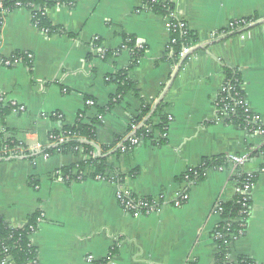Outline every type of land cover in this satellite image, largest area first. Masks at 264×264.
<instances>
[{
	"label": "crops",
	"instance_id": "crops-1",
	"mask_svg": "<svg viewBox=\"0 0 264 264\" xmlns=\"http://www.w3.org/2000/svg\"><path fill=\"white\" fill-rule=\"evenodd\" d=\"M172 2L175 17L195 37L196 51L179 69L166 54L167 19L145 10L141 0H75L73 6L52 8L47 18L59 31L49 35L34 25L25 9L3 17L0 108H8V113L0 119V139L24 147L45 144L51 133L75 125L80 116L91 122L96 109L106 108L117 93L109 78L132 62L130 50L123 48L125 38L136 39L144 50L128 73L137 93L126 94L101 116L92 156L125 139L142 103L152 109L162 98V114L168 117L164 136L153 133L126 161L109 160L133 196L161 202L159 211L147 216L124 212L116 199L117 187L96 181L91 169L84 170V180L63 176L84 159L82 152L44 159L33 151L0 159V216L17 229L31 215H40L29 238L38 264H89L87 257L94 264L112 248L117 252L110 264H213L212 234L221 223L214 206L235 196L228 171H207L189 188L186 202L175 206V201L185 188L181 176L203 159L241 155L247 145L260 143L256 136L217 122L215 102L224 70H235L248 107L264 125V0ZM240 19L257 22L243 40L210 39ZM18 56V63L4 65ZM86 100H93L95 108H86ZM158 123L153 117L152 125ZM263 170L264 157L243 167L259 176L250 194L244 235L231 245V262L244 256L264 264Z\"/></svg>",
	"mask_w": 264,
	"mask_h": 264
},
{
	"label": "trees",
	"instance_id": "trees-1",
	"mask_svg": "<svg viewBox=\"0 0 264 264\" xmlns=\"http://www.w3.org/2000/svg\"><path fill=\"white\" fill-rule=\"evenodd\" d=\"M141 2L145 10L156 16L169 18L170 14L173 12V5L162 2L161 0H155L154 2H152V0H141ZM1 3L3 9L7 13L19 9L20 7L27 11H31L35 8L36 10L32 12L33 23L40 31H47V34L49 35L56 33L59 30L51 26L47 18V11L56 7L73 6L75 0H2ZM2 18L3 16L0 12V24ZM246 21H250L252 26L243 30L244 32L257 26V22L253 19H246ZM185 32L186 34L183 36L179 29H172L170 31V38L175 41L174 44H171L169 50L171 55L170 62L177 64L178 69L182 68L187 61V56L180 58L181 49L184 46H195V37L187 26ZM224 39L213 40V42ZM124 40L123 48L130 50L133 59L126 70L109 78L110 82L116 83L118 90L110 99L107 107L104 109H96L94 119L88 124L82 120L81 116L78 118L75 125L63 126L59 131L51 133V135L56 138H60L64 135L66 139L62 142L56 141L53 146L44 148L41 152L42 156L48 158L55 155L77 154L80 150L84 159L81 160L80 163L63 171V176H69L72 181L77 180V177L80 178L79 181L84 180L83 173L86 169L92 170V178L98 176L105 178V180L113 179L118 183H122L124 180L123 175L118 173L114 164L109 160L111 159L115 162L127 160L132 152L127 139H117L113 146L101 148L102 153L99 156H92L95 149V129L99 124L97 116H102L107 111H110L115 105L119 104L120 100L126 94L132 93L136 95L137 93L136 85L128 78V73L136 66L137 61L142 57L144 50L139 48L141 44L136 39L125 38ZM195 51L196 48H193L191 54ZM224 80L227 89L229 90L226 94L222 95L224 102L219 105L220 114L222 106H227L229 109L234 108L233 113L227 111L229 120L225 121V123L227 125L235 126L239 130L254 136V132L257 130H263L264 126L259 127L248 123V119L251 117V111L245 105L246 98L242 90V82L239 74L235 70L225 69ZM161 101L162 98H160L156 107L152 109L145 103H142L138 115L132 119L133 123L142 122L143 124L134 132L135 136L140 139V142L151 141L153 139V133L155 132H158L161 137L166 133L168 117L162 114L163 106L161 105ZM7 113L8 108H0V119H4ZM153 117L159 118V123L154 126L152 125ZM258 138L260 139L258 145H247L246 147L248 162L264 155V136ZM164 140V138H161L160 142H164ZM111 149L114 150L112 151ZM108 153L110 154L106 156ZM75 167L76 172L73 174V169ZM219 168L228 171L231 181L236 183L240 192L235 194L230 202L224 203L218 200L214 206V211H217L218 208L220 209L218 216L221 219V223L212 234L213 238L218 236V238L214 239L216 253L213 259V264H256L252 259L244 256H239L235 262H231L229 260V254L233 241L244 235L246 220L251 207L250 194L257 181L259 173L245 175L242 173V166H229L227 156H217L203 159L197 167L187 170V172L181 176L180 182L183 181L185 183L186 186L184 189L188 192L191 186L204 179L207 171H217ZM245 183L251 185L249 195H246L242 190ZM143 199L151 209H156L161 206L159 200L151 198ZM242 212L245 214H242ZM239 219L243 220L239 222ZM40 220V215L36 213L27 219L26 224L22 228L15 229L12 228L2 216H0V263L7 261L9 264H31L37 261V250L31 245L29 238L35 232ZM116 252V248H112L105 259L95 262L94 264H110L109 262L111 258L116 255Z\"/></svg>",
	"mask_w": 264,
	"mask_h": 264
},
{
	"label": "built area",
	"instance_id": "built-area-1",
	"mask_svg": "<svg viewBox=\"0 0 264 264\" xmlns=\"http://www.w3.org/2000/svg\"><path fill=\"white\" fill-rule=\"evenodd\" d=\"M154 1L155 0H152V2H154ZM161 1L169 3V4L173 3L172 0H161ZM1 2H2V0H0V12H1L2 16L4 17L8 13L3 9ZM19 9H24V8L20 7ZM35 10L36 9L33 8V10L29 11L31 16H32V12H34ZM32 19H33V17H32ZM166 19L169 23L168 24L169 33L172 29H179L183 36L186 34L185 23L178 20L175 17V14L173 12L170 14L169 18H166ZM251 26H252V23L250 21H246V19L233 20L226 26L225 29H223L217 33L211 34L210 39L213 41V40H218V39H224V38H227L229 36H238L241 40H243L244 34H245V32L243 30H245L246 28H249ZM43 33L45 35H48L47 31H43ZM174 43H175V41L170 38L169 43H168L167 48H166L167 49L166 54H167L169 59H171V55H170V51H169L170 46H171V44H174ZM193 48H194V46H188V47L184 46L181 49L180 58L190 56ZM19 60H20V56L15 57V59H13V60L4 61L3 63L6 67H11L13 64L18 63ZM173 66H174V68H176L177 64L173 63ZM228 90L229 89H227L226 82L224 80V82L220 88L219 94L217 96L216 102H215V112H216L217 122H224V121L229 120V117L227 116V111L231 112V113L234 112V108L229 109L227 106H222L221 114H220L219 105L224 102V98L222 97V95L226 94ZM225 100H226V98H225ZM245 103H246L245 105L247 106V108L250 109L248 107L247 101ZM12 106L16 107L15 104H12ZM95 106H96V104L93 100H86L85 101V107L86 108L94 109ZM19 110H21V108H19ZM250 111H251V109H250ZM97 119L101 120V116H97ZM248 123L250 125L259 126V127L264 126L260 122L259 118L256 115H254L252 111H251V117L248 119ZM142 125H143L142 122H138V123H132L129 126V131L126 134L125 139H127L129 144H130V150H133L134 148H136L141 143L140 139L135 136L134 132L139 126H142ZM254 136H257V137L264 136V129L255 131ZM65 139H66V137L64 135H62L60 138H56L50 134L48 136L47 142L45 144H35L33 146H27V147H24L23 145L15 143L13 141H9V140L5 141V140L0 139V159L8 158L11 156L24 155L27 152H33V151H35L37 153H41L44 150V148L53 146V144L56 141L62 142ZM79 152H80V150H79ZM261 157H264V155ZM43 158L46 159L47 157L43 156ZM247 163H248V156H247L246 152L241 154V155H234V156L228 157V165L229 166H234V167H236V166L241 167L242 166V167H244ZM225 170L226 169L219 168L217 171L223 172ZM242 173L245 175L251 174V173H247L243 170H242ZM261 173H262V171H261ZM78 179H80V178H78ZM94 179L96 181H102V182H108V183L114 184L117 187L116 199H117L119 206L122 208V210L124 212H126L127 214H129L131 216H134V217L147 216V215H150L152 213L159 211V208H156V209L149 208L148 204L145 203V200L143 198H137V197L133 196L131 194V192L122 183L115 182V180H113V179L105 180V178L98 177V176H96ZM184 185H185V183H184ZM235 186H236V183H235ZM250 189H251V185L249 183H245L242 187V190L244 193H246V195L250 194ZM239 192H240V190L236 186L235 187V194H237ZM187 200H188V193H187V191H185V189H183L182 191L177 193L175 206H179L182 203L186 202ZM219 211H220V209L218 208L217 211H214V214L218 215ZM242 214H245V213L242 212ZM248 216H249V214H248ZM239 220H240L239 222H241L243 219H239ZM17 229H20V228H17ZM216 238H218V236H215L213 239H216ZM86 260L89 264L92 263L91 257H87ZM0 264H9V263L7 261H3ZM31 264H38V261L33 262Z\"/></svg>",
	"mask_w": 264,
	"mask_h": 264
}]
</instances>
